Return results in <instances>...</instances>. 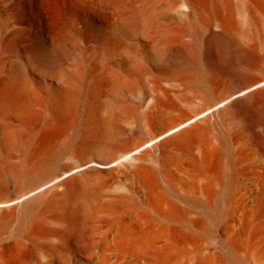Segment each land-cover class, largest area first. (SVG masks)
<instances>
[{"label": "bare ground", "instance_id": "obj_1", "mask_svg": "<svg viewBox=\"0 0 264 264\" xmlns=\"http://www.w3.org/2000/svg\"><path fill=\"white\" fill-rule=\"evenodd\" d=\"M0 264H264V0H0Z\"/></svg>", "mask_w": 264, "mask_h": 264}]
</instances>
